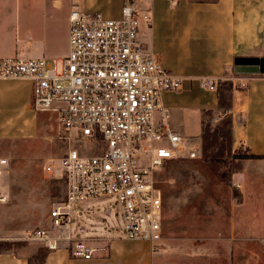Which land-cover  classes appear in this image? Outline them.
Returning a JSON list of instances; mask_svg holds the SVG:
<instances>
[{
	"label": "built area",
	"instance_id": "obj_1",
	"mask_svg": "<svg viewBox=\"0 0 264 264\" xmlns=\"http://www.w3.org/2000/svg\"><path fill=\"white\" fill-rule=\"evenodd\" d=\"M138 2L124 0L117 19L77 2L64 58L0 57V80L31 82L33 109L55 116L59 138L67 144L61 157L43 166L45 175L64 182V198L50 211L49 229L35 230L29 240L50 250L65 241L70 255L84 260L104 251L102 240L150 245L162 240L163 198L155 177L168 161L185 155V138L162 101L164 93L178 92L183 80L140 41ZM219 81L204 77L198 83L216 91ZM237 81L247 88V77ZM7 164L0 158V178ZM99 198L119 207L109 234L98 233L103 223L87 225L81 218L92 211L85 203ZM5 201L0 192V203ZM64 227L67 235H54Z\"/></svg>",
	"mask_w": 264,
	"mask_h": 264
},
{
	"label": "rangeland",
	"instance_id": "obj_2",
	"mask_svg": "<svg viewBox=\"0 0 264 264\" xmlns=\"http://www.w3.org/2000/svg\"><path fill=\"white\" fill-rule=\"evenodd\" d=\"M8 1L15 12V0ZM147 2L150 0L138 2L139 31L146 37L150 35L152 19L143 8ZM111 4L116 7L114 2ZM34 10L18 20L21 28L15 32L11 10L2 13L0 8V57L19 55L50 61L66 57L68 30L64 11L55 14V29L47 37L43 32L47 23L41 18L33 21L39 13ZM61 64L59 60V67ZM4 83L0 86L4 102L0 123L7 134H0V157L8 164L0 186L6 197L0 203V238L4 239L0 242L12 245L19 255L41 259L46 251L39 241L29 240L30 235L38 229H49L50 211L63 200L66 189L62 180L45 175L43 166L61 157L67 144L59 138L54 115L40 113L34 129L32 112L20 107L28 93L27 84ZM219 90V109L202 108L185 117L174 116L179 131L176 130L185 138V155L168 161L155 177L163 198V237L150 246L151 264H264V158H235L247 152L234 137L229 112L234 88L223 81ZM84 148L89 150L86 143ZM87 205L91 213L81 214L87 225L88 221L95 225L101 222L103 226H98V231H115L119 212L115 201L99 198L85 203L84 208ZM68 232L64 227L54 235L60 237ZM144 257L147 252L131 242V264H141L138 259Z\"/></svg>",
	"mask_w": 264,
	"mask_h": 264
},
{
	"label": "crops",
	"instance_id": "obj_3",
	"mask_svg": "<svg viewBox=\"0 0 264 264\" xmlns=\"http://www.w3.org/2000/svg\"><path fill=\"white\" fill-rule=\"evenodd\" d=\"M80 1L84 2L87 9L101 11L108 18L117 19L121 16L122 0H15V12L10 8V1L0 0V8L2 13L11 10V17L15 22L12 29L15 32L21 28L18 20L30 15L31 11H35L34 8L37 9L39 13L34 16L33 21L40 18L45 21L47 24L43 27V32L49 37L55 29L56 13L64 11L63 20L69 30L71 9ZM111 2L116 4L115 8ZM143 8L152 19L150 35L146 37L139 31L140 41L166 69L183 80L178 92H166L162 95L173 127L177 129L174 119L177 114L185 117L202 108L219 109V87L223 81H227L234 88L229 112L234 121L235 140L247 154L264 155V74L244 75L233 71L238 58L264 59V0H150ZM59 20L58 16L57 25L61 24ZM204 77L220 79L216 91H206L199 86L198 81ZM243 77L248 78L247 88L244 89L240 88V82L237 81ZM4 82L28 85L27 96L20 107L32 112L31 123L36 130L37 118L41 112L32 107V83L25 80H0V86ZM3 103L0 96V115ZM0 134H7L1 123ZM258 160L260 159L254 161ZM3 180L5 179L1 177L0 186ZM102 241L104 251L91 260L73 257L66 249L67 243L61 241L54 250L40 242L39 246L46 251L41 259L18 253L0 254V264H131L133 241L120 237ZM134 243L138 244L141 251L147 252V257L139 258L138 261L141 264H151V245L146 242Z\"/></svg>",
	"mask_w": 264,
	"mask_h": 264
},
{
	"label": "water",
	"instance_id": "obj_4",
	"mask_svg": "<svg viewBox=\"0 0 264 264\" xmlns=\"http://www.w3.org/2000/svg\"><path fill=\"white\" fill-rule=\"evenodd\" d=\"M233 71L244 75L264 74V59L238 58L235 60Z\"/></svg>",
	"mask_w": 264,
	"mask_h": 264
},
{
	"label": "trees",
	"instance_id": "obj_5",
	"mask_svg": "<svg viewBox=\"0 0 264 264\" xmlns=\"http://www.w3.org/2000/svg\"><path fill=\"white\" fill-rule=\"evenodd\" d=\"M195 2H201V1H195ZM235 158L245 159V160L262 159V158H264V155H262V156L254 155V154L236 155ZM0 254H14V255H16L17 251L12 249V245L9 246L6 243L0 242Z\"/></svg>",
	"mask_w": 264,
	"mask_h": 264
}]
</instances>
